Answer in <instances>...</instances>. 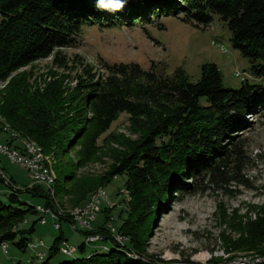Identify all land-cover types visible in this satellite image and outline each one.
I'll use <instances>...</instances> for the list:
<instances>
[{
	"label": "trees",
	"instance_id": "obj_1",
	"mask_svg": "<svg viewBox=\"0 0 264 264\" xmlns=\"http://www.w3.org/2000/svg\"><path fill=\"white\" fill-rule=\"evenodd\" d=\"M214 14L225 21L231 45L249 60L251 73L264 77V63L259 62L264 60V0H126L119 12L99 10L96 0H0V81H6L0 88V130H14L54 158L76 149L78 165L98 155L109 159L106 172L81 194L72 190L74 205L114 176H125L129 193L119 227L125 244L114 242L100 225L94 232L103 235L104 248L82 242L75 255L58 264H168L147 247L152 223L173 197L191 192L199 178L225 179L227 170L233 174L226 181L248 185L240 174L249 159L248 139L242 134L253 126L246 115L264 113V85L245 78L239 88L224 87L221 71L212 62L202 63L200 77L191 81L180 67L167 73L160 63L144 69L137 62L102 57L91 64L77 53L70 61L58 50L73 46L83 26H144L164 16L198 26L210 23ZM50 55L59 73L37 79L19 71ZM68 70L76 71L74 87L65 83ZM120 113L128 115L127 132H109L99 144L98 138ZM72 180L66 172L63 186L55 183V192H69ZM0 181L5 183L1 176ZM8 181L6 199H0V244L12 243L25 251L36 220L27 228L18 225L34 213L36 204L20 194L42 198L49 208L56 198L40 184L22 189L12 177ZM253 208L247 209L243 224H235L242 231L238 238L225 239V244L263 253L264 198ZM103 210L108 216L110 210ZM61 237L54 238L46 258L37 264L49 263ZM87 247L85 254H77Z\"/></svg>",
	"mask_w": 264,
	"mask_h": 264
},
{
	"label": "rangeland",
	"instance_id": "obj_2",
	"mask_svg": "<svg viewBox=\"0 0 264 264\" xmlns=\"http://www.w3.org/2000/svg\"><path fill=\"white\" fill-rule=\"evenodd\" d=\"M158 23L163 26L159 27ZM230 36L231 32L225 21L215 14L210 23L198 26L177 17L164 16L159 21L144 26H83L73 46L60 47L58 50L65 54L70 61L74 60V55L77 53L91 64H96L98 58L102 57L109 62H137L144 69H148L152 63H160L165 67L167 73H172L175 68L180 67L185 70L191 81H196L200 77L202 63L212 62L221 71L224 87L239 88L241 81L245 78L264 85V77L252 74L249 60L242 56L238 49L232 47ZM52 59V55L40 58L19 71L25 70L32 73L37 79H46L51 72L62 71L54 66ZM259 62L264 63V60H259ZM65 74L69 75L65 83L74 87L76 71L68 70L65 71ZM5 83L6 81H0V88ZM204 99L201 98L202 101ZM127 117L126 113H120L117 119L112 122L109 130L98 138V143L101 144L109 132L126 133ZM246 117L252 121L253 126L242 134L248 139L246 152L249 159L240 174L247 178L248 185L238 184L235 179L230 182L226 181L225 179L233 174L231 170H227V176L225 175V179L222 180L220 177H216L213 182H210L208 177L199 178L196 188H193L191 192L173 197L174 201L171 200L168 203L165 213L159 214L152 223L148 235V253L167 261L168 264H226L225 261H229V257L237 256L248 260H251L253 255H258L257 258H264V252H255L244 247L234 249L225 244V239L235 240L238 238L242 231L234 227L237 225V221L243 224V219L247 217V209L260 206L264 198V113L252 116L248 114ZM13 132L15 131L6 126L2 127L0 141L14 147L19 146L21 135L18 133L20 138L14 139L10 136ZM7 138L11 140L10 143L7 142ZM75 152L76 149H71L69 154L63 158H52L55 180L52 185L53 190H49V194L56 199L50 205L54 209L50 208L57 212L73 210L83 205L92 192L83 202L81 201L82 203L76 205H74L75 195L81 194L85 187L103 175L108 167L109 159L101 155L78 165L79 161ZM74 163L76 166L72 167ZM0 167L3 168V178L5 176L6 181H8V177H12L15 185L22 189H25L26 184L31 186L32 182L28 171L11 162L2 153H0ZM66 172H71L74 182H71L73 184L68 188L69 192L62 193L60 188H57L56 193L55 183L62 187ZM124 181V175L114 176L106 185L99 184L94 189L101 186L108 193V201H104L102 205L110 212L108 216L104 210L99 212L93 222L92 230L73 229L67 218L66 221L62 220L65 217L60 219L59 229L53 228L49 217L46 224H40L38 213L34 208V213L27 215L18 227L27 228L36 220L34 231L30 235L31 240L28 242L36 237V239L43 240L44 246L40 245L38 249L47 254L50 244L60 233L66 237L62 236L61 238L66 239L69 244L74 246H78L82 242H85V245H91L86 242L85 237L89 233H95L94 231L100 225L104 226L102 229L106 234L108 233V223L113 225V229H117L118 234H121L119 227L126 217L129 200V193L123 185ZM189 182L191 183L190 180ZM6 187L0 181L1 200H5V195L8 194L5 191ZM72 190L75 191V195L71 194ZM20 197L29 204L38 205L37 203L42 202V198L26 193L20 194ZM99 218L102 220L95 226ZM107 236L111 238L109 235ZM107 242L111 244L109 240ZM88 249L87 247L85 252L77 254L83 255ZM31 256L32 252L28 248L23 251L12 243H8L6 253L0 247V264H37ZM71 256L61 253L58 247V251L48 264H58L62 260L70 259Z\"/></svg>",
	"mask_w": 264,
	"mask_h": 264
},
{
	"label": "built area",
	"instance_id": "obj_3",
	"mask_svg": "<svg viewBox=\"0 0 264 264\" xmlns=\"http://www.w3.org/2000/svg\"><path fill=\"white\" fill-rule=\"evenodd\" d=\"M10 136H12V134H10ZM13 137L14 136H12V138ZM29 147L30 146H26V145L14 147L8 145L6 142L0 141V153L4 154L11 162L24 167L28 171L29 178L32 182L31 185L40 184V179H43V168L42 165L39 163L38 155L29 154ZM0 176L3 178V172L1 170H0ZM95 200H100V197L94 198L92 201L86 203L83 209H81V212L78 213L77 216H66L61 212L51 210V208H49V205L39 203V212L37 214L38 219L40 220V224H46L49 217L52 221L53 228L59 229L60 219L62 217H65L68 219V222L70 223L73 229L81 230V223H88V230H92V225L94 220L96 219L99 212H101L105 208L103 205L102 207H95ZM107 229H108L107 235H109L114 242L121 245L125 243L124 236H121L113 231V225H110V223H108ZM36 238H33L32 241L28 242L27 244L30 245V251H34V258H36L38 260V263H40L45 259L47 253L45 251H37V244H45V243L43 242V240ZM85 239L86 242L88 243L91 244L98 243L101 248L104 247V245H101L103 241V236L100 233H89L86 235ZM61 243H68V242L66 241V239L61 238L58 243L59 250ZM0 246H5L6 248H8V243L2 242ZM76 249H77L76 246L68 243V252H72V256H73V252H76ZM249 264H264V262H258L257 260H254Z\"/></svg>",
	"mask_w": 264,
	"mask_h": 264
},
{
	"label": "bare ground",
	"instance_id": "obj_4",
	"mask_svg": "<svg viewBox=\"0 0 264 264\" xmlns=\"http://www.w3.org/2000/svg\"><path fill=\"white\" fill-rule=\"evenodd\" d=\"M11 134H12V136H14L13 137L14 139H16V137H19L18 136L19 135L18 133L13 132ZM19 141H20V145L19 146H25V145L26 146H30L29 147V154H37L38 155V157H39V163L42 165V168H43V179H40V184L43 185V186L45 185L50 191H52L53 190L52 189V185H53L54 180H55L54 179V177H55L54 174L55 173H54L53 168H52V158L53 157L51 155H45L42 152L40 146L35 141H33V140L21 138V140H19ZM4 179H5V176H4ZM6 179H5V183H8L9 181H6ZM108 196L109 195L105 191V189L100 186L99 188H97L96 190H94V192H92L89 195L87 201H85L83 205H80V207H77L76 209L74 208L73 210H71V209L70 210H62L61 209L62 211H59V212H61L62 214H65L66 216H77L78 213L81 212V209H83V207H84V205L86 203L92 201L94 198L100 197V200H95V207H101L102 206V203L104 201H108ZM34 209H35L36 213H38L39 212V204L36 205ZM81 229L88 230V223H81ZM116 230L117 229H115V228L113 229V231L115 233H117ZM119 235H121V234H119ZM121 236H123V235H121ZM40 245H41V247L44 246V244H37V251H40L38 249V247ZM0 247H1V250L4 253L7 252V248L5 246H0ZM27 248L30 250V245L29 244L27 245ZM60 251L63 254L72 255V252H68V244L67 243H61ZM31 252H32V256L34 258V251H31ZM74 254H75V252H73V255ZM257 256L258 255H253V257H251V260H248L247 258H242L240 256H237V257H234V258H230L229 257V261H225V263L226 264H249L250 262H252L254 260H257L258 262H264V258H257ZM226 257H228V256L226 255ZM34 259H35L34 261L38 262V260L36 258H34Z\"/></svg>",
	"mask_w": 264,
	"mask_h": 264
},
{
	"label": "clouds",
	"instance_id": "obj_5",
	"mask_svg": "<svg viewBox=\"0 0 264 264\" xmlns=\"http://www.w3.org/2000/svg\"><path fill=\"white\" fill-rule=\"evenodd\" d=\"M126 0H96L99 10L109 12H119L123 10Z\"/></svg>",
	"mask_w": 264,
	"mask_h": 264
},
{
	"label": "crops",
	"instance_id": "obj_6",
	"mask_svg": "<svg viewBox=\"0 0 264 264\" xmlns=\"http://www.w3.org/2000/svg\"><path fill=\"white\" fill-rule=\"evenodd\" d=\"M101 220H102V218H99V219L96 221L97 224H95V226L98 225V224L101 222ZM60 234H61V233H60ZM61 235H62L64 238H66V237L64 236V234H61ZM2 264H3V263H2Z\"/></svg>",
	"mask_w": 264,
	"mask_h": 264
}]
</instances>
